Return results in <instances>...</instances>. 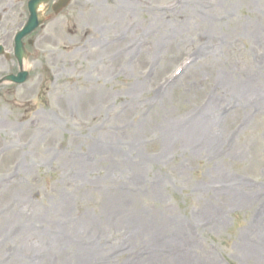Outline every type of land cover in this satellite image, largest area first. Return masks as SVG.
Listing matches in <instances>:
<instances>
[{"label": "rangeland", "instance_id": "1", "mask_svg": "<svg viewBox=\"0 0 264 264\" xmlns=\"http://www.w3.org/2000/svg\"><path fill=\"white\" fill-rule=\"evenodd\" d=\"M46 13L0 87V264H264V0Z\"/></svg>", "mask_w": 264, "mask_h": 264}, {"label": "water", "instance_id": "2", "mask_svg": "<svg viewBox=\"0 0 264 264\" xmlns=\"http://www.w3.org/2000/svg\"><path fill=\"white\" fill-rule=\"evenodd\" d=\"M50 0H29L28 1V11L29 16L24 25V27L17 32L14 37V54L18 59L19 63H21L22 58L25 57L26 53L23 48L22 38L26 35L30 34L33 30H35L40 23H42L43 19L40 17V13L37 11L40 5H46ZM70 0H58L56 3L52 5V9L55 13L59 12L62 8L68 5ZM1 53V47H0ZM27 72L21 71L17 75H7L3 77L0 82L2 81H10L14 83H22L27 78Z\"/></svg>", "mask_w": 264, "mask_h": 264}]
</instances>
